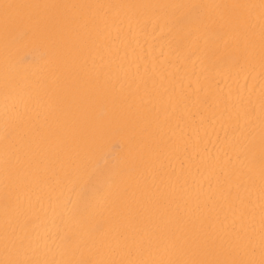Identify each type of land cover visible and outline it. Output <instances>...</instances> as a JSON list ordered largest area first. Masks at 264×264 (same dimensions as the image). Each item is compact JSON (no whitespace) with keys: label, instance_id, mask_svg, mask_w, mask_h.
Listing matches in <instances>:
<instances>
[{"label":"bare ground","instance_id":"6f19581e","mask_svg":"<svg viewBox=\"0 0 264 264\" xmlns=\"http://www.w3.org/2000/svg\"><path fill=\"white\" fill-rule=\"evenodd\" d=\"M0 264H264V0H0Z\"/></svg>","mask_w":264,"mask_h":264}]
</instances>
